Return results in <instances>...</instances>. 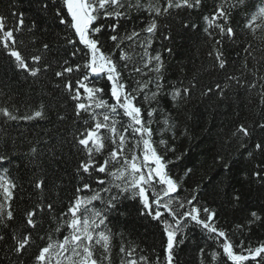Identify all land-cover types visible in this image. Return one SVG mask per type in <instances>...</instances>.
<instances>
[{
	"label": "snow or ice",
	"instance_id": "6c2138e0",
	"mask_svg": "<svg viewBox=\"0 0 264 264\" xmlns=\"http://www.w3.org/2000/svg\"><path fill=\"white\" fill-rule=\"evenodd\" d=\"M36 3L41 20L47 21L50 14L55 26L35 19L26 26L23 12L13 10L15 4L6 13L0 12L4 75L8 71L22 74L26 82L40 86L38 95L21 94L0 81V229L4 230L0 232V244L7 246L10 264H25L24 257L33 247L32 264H112L114 234L109 217L124 200L138 204L139 215L150 217L161 228L163 264H180L179 250L195 231L205 241L203 246L197 245L200 264H264V241L254 245L244 239L234 242L236 232L250 234L264 226V207L251 210L242 223L235 225V231L221 227L217 210L201 202V185L180 197L182 187L169 171L172 162L158 151V145L165 153H174L175 147H169L163 138L158 142L153 139L154 122L161 137L171 133L175 138L178 126L177 120L161 109V98L167 96L172 105L179 106L200 86L195 76L188 83H167L163 53L153 55L152 45L159 35L163 51L171 55L173 49L165 42L173 41L175 35L165 21L183 15V30L200 28L187 13L204 8L205 0ZM134 15L143 16L144 26L125 28ZM234 16H241L239 28L232 25ZM201 19L202 31L212 42V50L207 53L213 61L212 70L224 73L223 81L206 86L201 95L224 99L235 86L255 93L264 108V0H216L207 14L201 13ZM25 33L30 37L27 44L18 38ZM238 42L244 53L239 65L229 60L224 49L225 44L235 46ZM29 44L32 49L26 51ZM101 79L108 85L111 102L103 98L105 89L93 83ZM68 104L72 106L70 112L66 111ZM53 120L69 127L59 136L49 132L48 139L29 143L26 155L34 163V170L40 169L31 186L37 193L45 192L48 182L43 165L58 164L67 155L79 157L72 171L78 183L58 214L56 204L41 196L20 213L21 223L17 225L19 210L15 202L22 185L4 167L12 164L16 144L9 129ZM229 139L249 158L255 160L256 154L262 157L254 164L251 178L264 188V110L252 123H238ZM106 144L110 145L107 156L97 159ZM191 172V168L186 169L185 176ZM231 199L235 205L240 196L233 194ZM46 216L49 227L40 235ZM37 240L41 241L39 245ZM136 252L134 246L121 245L120 264H150L146 255ZM155 264H160L159 257Z\"/></svg>",
	"mask_w": 264,
	"mask_h": 264
},
{
	"label": "trees",
	"instance_id": "16d2710c",
	"mask_svg": "<svg viewBox=\"0 0 264 264\" xmlns=\"http://www.w3.org/2000/svg\"><path fill=\"white\" fill-rule=\"evenodd\" d=\"M216 0H205V7L201 10L190 11L187 13L190 20L200 24L201 27L192 31H185L180 26L183 15L176 16L171 20L165 21L174 32L175 39L165 42L167 47H171L173 52L169 55L163 51L159 35L156 43L152 45V54L157 51L163 53L166 63L165 80L169 84H176L178 81L188 83L195 76L199 88L184 104L174 106L170 103V98H161L160 107L170 113L177 120L175 138L171 133L161 137L158 133L159 125L153 123L154 141L158 142L163 138L169 147H175V152L165 153L163 146L158 145V151L166 155L169 164L170 174L177 179L182 187L180 197H186L197 184L201 185V202H206L209 207L218 212L219 225L229 230L235 231V225L242 223L251 210H259L264 207V188L251 178L254 164L260 163L262 157L256 154L255 160L247 156V152L238 149L236 142L229 139L230 133L240 122L252 123L259 118V113L264 110L256 99L255 93L246 92L243 88L233 86L226 92V97L220 99L217 96H202L201 91L214 81H223L222 71L212 70L213 61L208 58L207 53L212 50V42L209 41L203 31V21L201 13L207 14ZM11 4L17 7L13 10L23 12L25 25H30L32 20L41 23H53L51 15L48 14L47 21L41 20L36 0H0V12H7ZM143 16H133L131 23L124 25L125 28L135 26L137 29L144 25L141 23ZM241 16H234L232 25L239 28ZM57 32L62 29L56 28ZM39 35V34H37ZM27 44L30 37L25 35L18 37ZM245 39L247 37L245 36ZM110 44L106 45V48ZM32 45L25 49L31 50ZM225 53L230 61H235L237 65L240 58L244 56L241 50V43L235 46L224 45ZM239 53V57L237 56ZM251 66V65H250ZM229 71L234 69L229 68ZM126 77L127 74L125 73ZM0 81L6 82L13 91L24 94L40 93V86L33 85L31 81H25L23 75L16 76L11 71L4 75V65L0 59ZM97 87H103L106 95L103 97L111 102L108 93V85L105 80L93 81ZM131 83V81H129ZM142 106L147 105L142 103ZM71 105L66 106V111H71ZM177 107L179 111H177ZM162 117H157L161 120ZM126 122V121H125ZM69 125H59L54 120L52 123L40 122L36 125H21L17 128L13 125L9 129V134L15 140V148L12 151V164H5L13 176L17 178V183L22 185L15 202L17 212V225L21 223L20 213L31 207L41 196L46 201L56 204L57 214L64 208L72 196L74 187L78 183L72 176V171L76 166L79 157L67 155L66 159L60 160L58 164L45 163L43 168L47 171L48 187L43 193L33 190L31 184L36 176L40 174V169L34 170V163L26 155L28 145L34 139H48L46 133L61 135ZM59 129V131H55ZM185 129L187 130L185 132ZM110 145L106 144V150L101 159L107 156V149ZM132 145L129 144L128 148ZM251 150V147H249ZM67 151V150H65ZM179 157V159H178ZM191 168L192 172L185 176L186 169ZM94 188L99 187L93 184ZM239 194L238 204L233 203L231 197ZM138 204L134 201L124 200L117 211L110 217L109 228L113 235L111 242L112 264H120L121 255L119 247L121 245L134 246L137 249L136 255H146L150 264H155L156 257L160 258L163 264V237L162 230L156 221L150 217H142L138 212ZM54 226V225H53ZM49 227L47 216L45 217L44 228L40 230V235H44ZM4 231L0 229V232ZM62 238V236L60 237ZM240 239L245 242L251 241L254 245L258 241H264V226L256 227L250 234L241 235L236 232L234 242ZM37 245L41 241H36ZM205 243L203 235L195 231L189 235L188 240L179 250L180 264H200L197 245L203 246ZM215 246L212 245L211 248ZM211 248L209 250H211ZM36 248H30L24 257L25 264H32L31 255ZM11 254L7 253V246L0 244V264H10Z\"/></svg>",
	"mask_w": 264,
	"mask_h": 264
}]
</instances>
